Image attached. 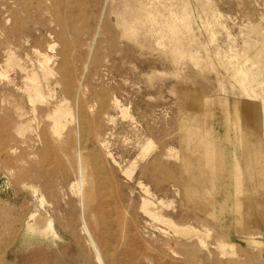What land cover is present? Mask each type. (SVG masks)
<instances>
[{
	"label": "rangeland",
	"instance_id": "1",
	"mask_svg": "<svg viewBox=\"0 0 264 264\" xmlns=\"http://www.w3.org/2000/svg\"><path fill=\"white\" fill-rule=\"evenodd\" d=\"M0 264H264V0H0Z\"/></svg>",
	"mask_w": 264,
	"mask_h": 264
},
{
	"label": "bare ground",
	"instance_id": "2",
	"mask_svg": "<svg viewBox=\"0 0 264 264\" xmlns=\"http://www.w3.org/2000/svg\"><path fill=\"white\" fill-rule=\"evenodd\" d=\"M237 69H238V68L236 67V71H237ZM23 70H24V69H23ZM236 71H235V72H236ZM23 72H24V71H23ZM240 72H241V71H240V68H239V73H240ZM243 73H245V72L243 71ZM237 74H238V72H237ZM240 74H241V73H240ZM243 76H244V74H243V75L241 74L240 77H243ZM32 77H33V75H32ZM32 77H30V78L32 79ZM36 81H37V80H36ZM38 82H39V81H38ZM33 86H34V87H33L34 90H35L36 93L38 94L39 92H38L37 86H36V85H33ZM39 97H40V96H39ZM58 110L61 111V113H64L63 108L60 107V109H58ZM67 113H68V112H67ZM50 117H51V116H50ZM51 118H52V117H51ZM49 220H50V219H49ZM48 222H49L48 224L51 225V224H50L51 221H48ZM28 226H29V225H28ZM29 228H30V227H29ZM30 229H31V228H30ZM27 230H28V229H27ZM33 231H34V230H33ZM39 231H40V230H39ZM41 231H43V230H41ZM44 231H47V230H44ZM28 233H29V232H28ZM35 233H36V232H34V234H35ZM39 233H40V232H39ZM42 233H43V232H42ZM42 233H41L40 235H42ZM29 234L31 235V233H29ZM36 234H37V233H36ZM54 234H55V233H54ZM44 235L46 236L45 233H44ZM52 236H53V235H52ZM40 237H41V236H40ZM42 237H43V236H42ZM42 237H41V238H42ZM218 245H219L220 247H222V248L224 247V244H222L221 242H220Z\"/></svg>",
	"mask_w": 264,
	"mask_h": 264
}]
</instances>
